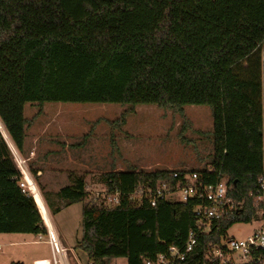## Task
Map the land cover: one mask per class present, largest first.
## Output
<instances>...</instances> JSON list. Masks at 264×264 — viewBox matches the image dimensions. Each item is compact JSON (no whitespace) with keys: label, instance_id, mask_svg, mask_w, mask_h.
I'll return each instance as SVG.
<instances>
[{"label":"trees","instance_id":"obj_1","mask_svg":"<svg viewBox=\"0 0 264 264\" xmlns=\"http://www.w3.org/2000/svg\"><path fill=\"white\" fill-rule=\"evenodd\" d=\"M46 103L155 105L180 113L189 105L211 107V167L188 173L204 184L226 180L236 209L173 264H221L211 251L232 226L253 222L264 174V0H0V121L24 157L25 107ZM31 169L39 181L42 171ZM172 174H104L102 184L122 196L114 208L90 199L85 177L74 173L57 193L41 191L54 214L83 204L77 249L94 264L155 263L171 248L183 252L199 228L194 211L201 201L151 207L129 197L142 185L175 186ZM21 177L0 130V235H46L39 200L23 192Z\"/></svg>","mask_w":264,"mask_h":264},{"label":"rangeland","instance_id":"obj_2","mask_svg":"<svg viewBox=\"0 0 264 264\" xmlns=\"http://www.w3.org/2000/svg\"><path fill=\"white\" fill-rule=\"evenodd\" d=\"M24 116L29 121L26 153L29 155L34 149V140L40 145L27 166L30 172L31 167L42 171L39 181L31 172L42 199L41 187L57 193L70 185L68 176L71 173L85 177L89 198L94 199L106 189L101 181L103 175L113 171L118 164L123 166V171H202L211 167L214 121L209 106L189 105L180 113L155 105L46 103L43 106L26 105ZM0 130L14 150L1 121ZM60 143L66 144L64 152L59 153L60 158H54L53 152L62 149ZM81 155L87 156L86 163L97 169L81 168ZM77 158L79 163L71 162ZM53 201L60 203L55 197ZM44 206L48 212L46 203ZM40 208L45 215L41 204ZM82 212L83 204L79 203L55 214L49 212V215L63 245L86 264L87 255L77 249L83 232ZM259 227L256 222L236 224L226 237L247 240ZM238 257L234 256L235 259ZM52 260L50 246L40 242L37 236L0 235V264H35L38 261L53 264ZM113 264L127 262L120 259Z\"/></svg>","mask_w":264,"mask_h":264},{"label":"built area","instance_id":"obj_3","mask_svg":"<svg viewBox=\"0 0 264 264\" xmlns=\"http://www.w3.org/2000/svg\"><path fill=\"white\" fill-rule=\"evenodd\" d=\"M12 152L17 166L22 172L19 182L20 188L24 193L34 195L36 192L40 193L27 166L28 161L15 148L12 149ZM172 172V179L176 181L175 186L172 187L168 183H160L156 188L142 185L135 190L129 200L136 202L138 206L147 203L151 207H155L159 201L187 203L193 198L199 199L201 203L194 211L199 221V228L190 232L183 252L171 248L168 256H161L157 262H147L146 264H173L175 261H184L197 247L200 238L209 232L211 223L223 220L230 211L236 209L234 203L228 198L229 187L226 180H221L217 184H204L198 173L175 170ZM257 184L254 199L258 209L253 222L258 223L260 227L247 240L221 238L220 243L211 251L212 262L217 261L221 264H264V174L258 179ZM176 196L180 197L179 200L175 199ZM121 197L118 190L110 192L106 188L101 194L96 195L94 200L102 202L108 208H114L121 205ZM47 219L48 221L45 220L47 234L38 235L37 237L40 242L44 241L50 246L53 256L52 263L73 264L72 259L75 258V264H82L74 252H70L61 242L49 214ZM71 253H73V256H70ZM235 255H239V257L235 259ZM35 264L49 263L40 261ZM86 264L94 263L87 260Z\"/></svg>","mask_w":264,"mask_h":264},{"label":"crops","instance_id":"obj_4","mask_svg":"<svg viewBox=\"0 0 264 264\" xmlns=\"http://www.w3.org/2000/svg\"><path fill=\"white\" fill-rule=\"evenodd\" d=\"M29 124V123H28ZM27 127H28V125L26 126V131H27ZM26 137H27V133H26ZM65 137V136H64ZM65 139H67L66 137H65ZM59 142V141H58ZM38 143H37V140H34V146L32 147V148H34V149H32V152L28 155V157H24V156H22L25 160H27L28 162H30L31 160H32V158H33V156H35L36 155V150H37V147H39L38 145H37ZM40 144V143H39ZM60 145L62 146V149L60 150V151H55V152H53L55 155H52V157H54V158H60L62 155H60L59 153H61V151L62 152H64V147L66 146V144L63 146L62 145V143H60ZM25 147H27V145H25ZM52 154V153H51ZM80 157H82L81 158V163H80V167L81 168H83V169H86V170H89V169H97V167L95 166H91V165H89L88 163H86V161H85V158L87 157V156H85V155H81ZM78 160H80L79 158H77L76 159V161H74V159H73V161H71L72 163H79L78 162ZM122 165H120V164H118V165H116V166H114V170L115 171H123V166L121 167ZM112 168V167H111ZM150 168V167H149ZM57 169H58V167H57ZM148 169V168H147ZM60 170V169H59ZM40 175H41V173H39ZM62 174H65V172L64 171H62ZM66 175V174H65ZM69 177V176H68ZM38 262H40V261H38Z\"/></svg>","mask_w":264,"mask_h":264},{"label":"bare ground","instance_id":"obj_5","mask_svg":"<svg viewBox=\"0 0 264 264\" xmlns=\"http://www.w3.org/2000/svg\"><path fill=\"white\" fill-rule=\"evenodd\" d=\"M35 196L38 198V200H39V203L41 204V206L43 207V210H44V213H45V215L43 214V216H44V218H45V220H47L48 221V219H47V216H48V214H49V212H47L45 209V206H44V200L42 199V197L40 196V193L39 192H36V194H35ZM44 203V204H43ZM40 210H41V208H40ZM50 216V215H49Z\"/></svg>","mask_w":264,"mask_h":264},{"label":"water","instance_id":"obj_6","mask_svg":"<svg viewBox=\"0 0 264 264\" xmlns=\"http://www.w3.org/2000/svg\"><path fill=\"white\" fill-rule=\"evenodd\" d=\"M40 175V174H39Z\"/></svg>","mask_w":264,"mask_h":264}]
</instances>
